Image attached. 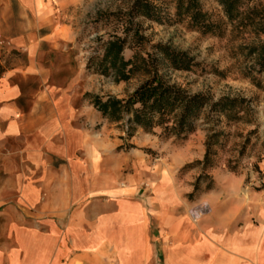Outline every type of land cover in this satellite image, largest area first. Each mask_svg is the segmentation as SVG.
Masks as SVG:
<instances>
[{"label": "crops", "instance_id": "1", "mask_svg": "<svg viewBox=\"0 0 264 264\" xmlns=\"http://www.w3.org/2000/svg\"><path fill=\"white\" fill-rule=\"evenodd\" d=\"M55 10L0 0V264H264V193L224 175L192 222L193 153L101 117Z\"/></svg>", "mask_w": 264, "mask_h": 264}, {"label": "rangeland", "instance_id": "2", "mask_svg": "<svg viewBox=\"0 0 264 264\" xmlns=\"http://www.w3.org/2000/svg\"><path fill=\"white\" fill-rule=\"evenodd\" d=\"M258 1L254 0L249 5ZM55 7L58 21L74 34V44L77 59L83 63L84 73L91 77L89 82L94 93L100 96L114 95L118 98L127 97L142 81V77H134L126 82H115L111 76H104L86 68L88 58L101 52V43L108 38L115 27L101 15L113 12L126 13L133 0H51ZM204 9L221 15L220 6L215 0H200ZM170 12L171 7H168ZM146 37V48L150 45L164 43L172 48L185 52L193 59V66L189 70H175L161 65L160 73L170 83H175L190 93L201 92L216 100L223 95L239 96L249 100L253 109L252 122H226L223 118L218 123H205L203 119L197 121L193 132L185 139L173 138L163 140L156 135L146 133L158 139L165 148L150 150L152 158H160L171 150H189L194 159L184 163L178 169V177L183 183L193 185L199 179V191L189 200L194 204L195 197L212 188L222 187L216 179L231 174L241 180V188L237 191H258L264 193V80L261 87L251 82L245 75L250 71L253 62L247 55L248 47L264 40L250 27L227 25L220 36L202 35L190 30L184 23H158L143 17L134 19ZM126 58L131 56L132 50L125 48ZM220 132L219 143L212 146L216 151L211 156L214 165L203 170L197 161L203 159L205 140L210 125ZM257 127V128H256ZM256 128V131L251 132ZM143 132V131H142ZM145 133V132H144ZM244 147V148H243ZM208 185L210 186L209 189ZM217 189V191L219 190ZM189 194V193H188ZM187 194V195H188Z\"/></svg>", "mask_w": 264, "mask_h": 264}, {"label": "trees", "instance_id": "3", "mask_svg": "<svg viewBox=\"0 0 264 264\" xmlns=\"http://www.w3.org/2000/svg\"><path fill=\"white\" fill-rule=\"evenodd\" d=\"M215 1L220 6L221 15L204 9L200 0H133L126 13L101 15L100 18L107 20L115 29L102 41L101 52L88 58L86 68L111 76L115 82H126L134 77H142V81L125 98L114 95L99 97L92 93H85L84 98L92 102L102 118L123 129L128 138L141 129L163 140H182L195 130L201 118L205 123H218V119L214 120L216 117L233 123L252 122L253 109L246 98L223 95L212 100L204 93H190L165 79L159 71L161 65L189 70L194 64L193 59L164 43H154L150 45L152 51L148 50L145 45L147 39L134 21L136 17H143L158 23H184L190 30L211 36L223 35L229 24L250 27L258 36H264V1L253 5L249 4L254 0ZM168 7H171V12ZM125 48L132 50L128 58L123 54ZM247 55L253 66L245 75L261 87L264 80V40L249 46ZM219 135L215 125H210L203 159L196 162L202 165L203 170L214 165L211 156L216 151L212 146L219 143ZM200 177L201 174L193 183V190L187 195L189 198L199 191Z\"/></svg>", "mask_w": 264, "mask_h": 264}, {"label": "built area", "instance_id": "4", "mask_svg": "<svg viewBox=\"0 0 264 264\" xmlns=\"http://www.w3.org/2000/svg\"><path fill=\"white\" fill-rule=\"evenodd\" d=\"M210 210V206L206 202L194 204L189 210L188 215L192 222H198Z\"/></svg>", "mask_w": 264, "mask_h": 264}]
</instances>
